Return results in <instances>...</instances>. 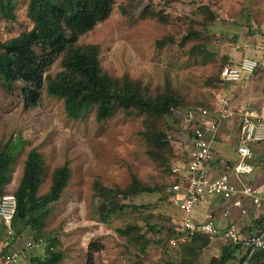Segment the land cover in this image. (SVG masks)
<instances>
[{
	"label": "rangeland",
	"instance_id": "374dc122",
	"mask_svg": "<svg viewBox=\"0 0 264 264\" xmlns=\"http://www.w3.org/2000/svg\"><path fill=\"white\" fill-rule=\"evenodd\" d=\"M11 2L13 18L4 16L0 7L1 41L32 27L26 14L29 0ZM201 3H207L218 15L214 21H207L208 32L203 31L201 24L191 21L201 20L193 12V8ZM148 7L153 10L162 8L166 21L157 16H142L141 12ZM190 27L202 30L206 40L190 39L182 47L175 42L161 47L155 44L156 39L164 36L179 39ZM206 41L210 55L205 60L201 53L190 52L194 44ZM78 43L97 44L100 66L112 76L127 74L151 90L168 82L177 91L182 99L180 119L175 121L168 116L162 124L174 150V156H168L170 163L185 158L186 147L182 142L187 138L188 110L206 108L208 117L217 120L218 128L229 120L234 121L236 130L232 131L231 137L235 139V147L242 142L239 137L243 123L240 110L263 111L264 0H114L109 16L79 36ZM244 55L258 60L259 74H244L236 82L223 81L219 74L221 68L234 64ZM61 68L59 57L46 75L53 77ZM210 77H219L222 81L209 85L206 81ZM46 81L45 78L38 103L26 109L22 102L21 83H16L13 90L8 91L0 78V145L9 140L17 149L9 170V182L4 187L7 193L17 187L24 160L32 148L42 154L45 164L38 195L49 189L54 168L64 162L70 167L67 185L59 199L48 206L41 228L44 237L59 241L57 248L63 255L57 264H84L90 243L98 247L92 252L94 264H132L137 259L144 264L176 263L185 253L189 264H210L212 257L220 255L222 246H230L228 240L219 237H208L203 246V241H197L191 252L182 244L171 246L167 230L172 225L175 228L180 213L165 195L174 177L146 153L147 144L141 134L144 116L120 111L99 122L95 119L94 109H90L78 119L70 118L62 99L47 91ZM222 97L227 98L229 106L234 109L233 116L225 120L217 118L218 101ZM131 174L159 189L127 200L128 204L139 208L128 207L126 211H117L108 222L97 221L93 214V180L124 187L130 182ZM246 207L245 216L232 210L243 233L250 231L247 226H251L254 212L250 204ZM221 209L219 207L217 213ZM142 216L156 228L162 227L158 236L151 231L145 234L150 241L144 251H141L140 244L115 230L135 219L140 220ZM0 231L4 232L1 224ZM32 233V230H24L16 248L27 240L34 241ZM243 253L244 250L239 249L235 255L238 258ZM237 258L228 264H238Z\"/></svg>",
	"mask_w": 264,
	"mask_h": 264
},
{
	"label": "trees",
	"instance_id": "16d2710c",
	"mask_svg": "<svg viewBox=\"0 0 264 264\" xmlns=\"http://www.w3.org/2000/svg\"><path fill=\"white\" fill-rule=\"evenodd\" d=\"M113 4L114 0H29L26 14L32 21V27L17 36L0 40V78L8 91H12L16 83H21L22 102L26 109L38 103L46 78L47 91L62 99L66 115L70 118L78 119L90 109H94L95 119L99 122L112 118L120 111L128 115L144 116L141 134L147 144L146 153L157 165L166 167L172 177L170 166L173 162H168V156H174V150L162 124L168 116L173 117L175 121L180 119L179 108L182 102L180 95L168 82L151 90L144 87L139 80H132L127 74L121 77L110 75L100 66L99 46L78 43L79 36L109 16ZM0 7L4 16L13 18L11 0H0ZM124 11L122 9V12ZM193 12L199 15L201 20L191 21L201 24L204 27L203 31L207 32L209 31L207 21H214L218 17L207 3L197 4ZM163 14L162 8L153 10L148 7L141 12L142 16H157L161 21H166ZM190 39L206 40L202 36V30L190 27L179 39L164 36L156 39L155 44L161 47L168 42H175L182 47ZM190 52L201 53L202 59L205 60L210 55L207 41L194 44ZM59 57L61 70L53 77L46 75V71ZM259 72L258 64L251 74ZM221 81L219 77H210L206 82L209 85H216ZM192 125V122H188L185 127L189 136L192 135ZM16 152L17 149L9 140L0 145V197L7 193L4 187L9 182V170L16 158ZM44 167L42 154L36 148L30 149L24 160L19 183L13 191L17 203L12 221L13 233L8 235L4 228V232L0 231V257L8 252L12 243L19 240L24 230H32L34 239L39 241L42 238L45 245L43 254L31 255L30 264H57L62 258L63 253L57 248L59 241L54 237H44L41 228L48 214V206L59 199L67 185L70 167L64 162L54 168L49 189L38 195ZM178 180V177L172 178L169 186ZM155 189L159 188L142 182L135 174H131L130 182L124 187L105 184L95 179L92 182L93 214L97 221L108 222L117 211H126L128 207L139 208L128 204V199L140 193L153 192ZM168 197L167 188L165 198ZM210 218L214 217L211 215L204 219ZM251 222V226H247L248 230L254 232L264 230V212L257 218H252ZM176 227L177 225L175 228L172 225L168 228L169 240L179 239L182 234ZM115 230L130 241L140 244L141 251H144L145 245L150 241L145 238V234L151 231L158 236L162 227L156 228L148 218L142 216L140 220L135 219L131 223L116 227ZM208 237L219 236L196 232L177 244H182L184 249L191 252L197 241H203V246L208 242ZM6 241L8 245H5ZM229 242L230 246H222L220 255L212 257L210 264H228L231 259L237 258L235 253L242 247L240 244ZM93 247L90 243L84 264H94L92 252L98 247ZM187 255L185 253L176 263L166 261L157 264H189ZM237 259L238 264H264V249L256 250L251 256L244 250ZM132 264L144 263L137 259Z\"/></svg>",
	"mask_w": 264,
	"mask_h": 264
},
{
	"label": "built area",
	"instance_id": "2783aa9c",
	"mask_svg": "<svg viewBox=\"0 0 264 264\" xmlns=\"http://www.w3.org/2000/svg\"><path fill=\"white\" fill-rule=\"evenodd\" d=\"M257 59L244 55L237 63L225 65L220 70V78L225 82H236L244 74H251L258 66ZM206 108L190 109L186 113L187 122H192V135L182 142L186 147V156L170 166L172 176L178 177V182L168 187L169 201L180 213L177 231L181 232L179 239H170L175 246L183 242L194 233L219 236L234 244H240L248 256L256 250L264 249V230L243 233L239 224L234 220L232 210L240 215H247L246 201L254 207L253 218L264 212V194L259 188L246 180L253 173L254 165L251 161L252 152L249 143L264 142V115H257L254 110L242 108L241 140L237 146V160L227 171L212 175L207 170V163L213 158L212 142L217 133V120L208 117ZM234 109L229 106L227 98H220L217 106V118L225 120L232 117ZM216 196L222 205L219 217L200 219L195 215V208L205 197ZM16 197L13 192L0 197V224L4 231L13 233L12 221L16 212ZM231 206V207H230ZM8 245V242H5ZM45 243L27 240L22 249L9 248L0 257V264H19L28 259L27 249L43 248ZM11 247V246H10Z\"/></svg>",
	"mask_w": 264,
	"mask_h": 264
},
{
	"label": "crops",
	"instance_id": "0c3cea01",
	"mask_svg": "<svg viewBox=\"0 0 264 264\" xmlns=\"http://www.w3.org/2000/svg\"><path fill=\"white\" fill-rule=\"evenodd\" d=\"M240 59L235 61L237 63ZM257 115L263 116L264 115V107L262 112L254 111ZM235 129V122L229 120L224 123L223 126H220L215 134L214 140L212 142V149H213V158L207 163V170L212 175H218L221 172L227 171L229 167L237 160V153L236 148L240 143L235 147V139L231 137L232 131ZM241 137V132L239 134ZM249 147L252 152V163L254 165V171L252 174L246 177V180L249 181L251 184H254L259 188L262 194H264V144L262 142L256 143L252 142L249 143ZM220 198L216 196L205 197L204 200L195 208V215L200 219L207 218L209 216L219 217L220 213L218 212L219 207L223 208L220 202ZM246 205L250 204L247 201L245 202ZM231 207V206H230ZM222 210V209H221ZM233 210V209H231ZM235 211V210H234ZM17 242L11 244L12 248L16 245ZM1 246V244H0ZM24 243L22 245L19 244L18 249H22ZM43 248H36L32 247L27 249L28 259L20 261L19 264H30L29 258L31 255H39L43 251Z\"/></svg>",
	"mask_w": 264,
	"mask_h": 264
}]
</instances>
